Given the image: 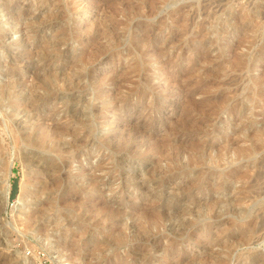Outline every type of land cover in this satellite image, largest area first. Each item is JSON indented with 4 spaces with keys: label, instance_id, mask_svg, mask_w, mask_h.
Segmentation results:
<instances>
[{
    "label": "rangeland",
    "instance_id": "1",
    "mask_svg": "<svg viewBox=\"0 0 264 264\" xmlns=\"http://www.w3.org/2000/svg\"><path fill=\"white\" fill-rule=\"evenodd\" d=\"M262 175L264 0H0V264H264Z\"/></svg>",
    "mask_w": 264,
    "mask_h": 264
},
{
    "label": "bare ground",
    "instance_id": "2",
    "mask_svg": "<svg viewBox=\"0 0 264 264\" xmlns=\"http://www.w3.org/2000/svg\"><path fill=\"white\" fill-rule=\"evenodd\" d=\"M248 132V131H247ZM239 142V141H238ZM237 143V142H236ZM240 153H245V150L243 151V150H241L240 151ZM245 157V156H244ZM262 162V161H261ZM260 163V162H259ZM254 164V163H253ZM259 165L257 164V167H258ZM262 166V165H261ZM259 170V169H258ZM258 172V171H257ZM262 174V173H261ZM255 176V175H254ZM256 176H260V172H258V174L256 175ZM262 176H264V175H262ZM261 177V176H260ZM252 178V177H251ZM257 179V178H256ZM256 182V181H255ZM262 182V181H261ZM6 184V183H5ZM8 184V183H7ZM250 184H251V182H250ZM257 184V183H256ZM259 184V183H258ZM257 186V185H256ZM261 187H262V185H261ZM7 189H6V193H5V195H6V197H8L9 196V193H10V188H9V185L6 187ZM254 188V187H253ZM251 189V188H250ZM257 188L255 187V190H256ZM252 191V190H251ZM259 191H261L260 190V188H259ZM256 192V191H255ZM253 194H254V192H253ZM256 194L258 195V193L256 192ZM262 214H264V213H262ZM259 224H260V222H259Z\"/></svg>",
    "mask_w": 264,
    "mask_h": 264
},
{
    "label": "trees",
    "instance_id": "3",
    "mask_svg": "<svg viewBox=\"0 0 264 264\" xmlns=\"http://www.w3.org/2000/svg\"><path fill=\"white\" fill-rule=\"evenodd\" d=\"M14 193H15V191H14ZM14 193L12 194V198H13V196H14Z\"/></svg>",
    "mask_w": 264,
    "mask_h": 264
},
{
    "label": "water",
    "instance_id": "4",
    "mask_svg": "<svg viewBox=\"0 0 264 264\" xmlns=\"http://www.w3.org/2000/svg\"><path fill=\"white\" fill-rule=\"evenodd\" d=\"M6 210H7V208H6Z\"/></svg>",
    "mask_w": 264,
    "mask_h": 264
}]
</instances>
